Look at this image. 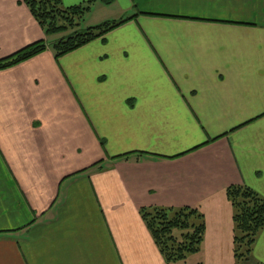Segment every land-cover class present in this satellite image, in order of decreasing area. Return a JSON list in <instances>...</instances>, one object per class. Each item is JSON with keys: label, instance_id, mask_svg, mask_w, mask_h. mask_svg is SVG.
Instances as JSON below:
<instances>
[{"label": "crops", "instance_id": "obj_1", "mask_svg": "<svg viewBox=\"0 0 264 264\" xmlns=\"http://www.w3.org/2000/svg\"><path fill=\"white\" fill-rule=\"evenodd\" d=\"M88 16L126 21L0 70V264H167L142 206L197 208L195 264H234L226 188L264 198V0H93ZM55 37L0 0V59Z\"/></svg>", "mask_w": 264, "mask_h": 264}, {"label": "trees", "instance_id": "obj_2", "mask_svg": "<svg viewBox=\"0 0 264 264\" xmlns=\"http://www.w3.org/2000/svg\"><path fill=\"white\" fill-rule=\"evenodd\" d=\"M110 3L112 0H100ZM43 29L45 35L56 36L51 42L39 40L0 59V70L11 67L45 51L49 46L55 58L102 38L126 20L104 21L81 28L79 25L90 11L93 0L66 7L62 0H20ZM226 196L233 215L234 264L252 260L256 238L264 228V198L244 185H230ZM151 237L167 264L185 263L198 253L205 228L203 214L195 207L142 206L139 208ZM197 264H201L198 262ZM259 264V263H257Z\"/></svg>", "mask_w": 264, "mask_h": 264}, {"label": "rangeland", "instance_id": "obj_3", "mask_svg": "<svg viewBox=\"0 0 264 264\" xmlns=\"http://www.w3.org/2000/svg\"><path fill=\"white\" fill-rule=\"evenodd\" d=\"M124 18V17H123ZM119 20H121V19H115V21H119ZM110 21H113V19H110ZM98 22L99 21H97L96 19H94V18H92V17H84V19L81 21V23H80V27L81 28H84V27H86V26H88V25H96V24H98ZM53 37V36H52ZM197 257V256H196ZM196 257L195 256H192V255H190V256H188L187 257V259H186V262L184 263V264H195V259H196ZM174 264V263H173ZM176 264H178V263H176Z\"/></svg>", "mask_w": 264, "mask_h": 264}]
</instances>
